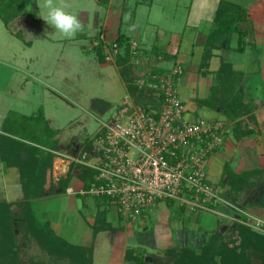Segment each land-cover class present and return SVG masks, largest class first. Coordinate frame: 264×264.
<instances>
[{"label": "crops", "instance_id": "1", "mask_svg": "<svg viewBox=\"0 0 264 264\" xmlns=\"http://www.w3.org/2000/svg\"><path fill=\"white\" fill-rule=\"evenodd\" d=\"M175 1L177 2L159 1L160 11L154 10L157 0H152L150 4L135 0H115L116 4H112L113 0H91L88 10L79 4L74 7L73 0H67V3L71 5V9L75 8L73 13L78 14L83 24V36H87L91 27L93 35L98 34L106 47L116 39L119 32L132 40V49L136 50L133 51L135 58L129 60L132 74L146 68L163 73L175 64L182 65L184 74L177 86L184 103L185 117L191 120L198 117L222 119L229 127V132L224 135L223 145L208 157L205 165L206 176L217 187L221 201L214 206L213 211L195 212L178 204L174 212V201H158L140 215L125 219L111 201L100 197H93V201H89L87 198L90 196L85 198L88 195L80 193L84 181L79 176V165L88 166L91 153L87 151L85 142L77 138L58 137L53 147L47 148L54 153V157L51 167L46 171L45 194L33 200V207L35 205L41 208L43 204L44 213L39 219L47 221L56 235L76 245L91 246L92 264H136L126 260V250L146 247L141 242L138 244L141 247L128 243L129 237L136 231L137 234H143L149 247L167 253L181 245L202 244L214 230L223 232L225 226L232 221L242 220V216L247 218L253 214L252 211L257 212L249 208L258 209L264 214V205L260 204L262 197L264 198V0H228L247 12V21L242 24L246 35L241 49H238L236 32L227 34V39L224 40V35L216 31L214 16L220 0ZM180 2L187 8L186 16L178 12ZM30 4L35 7L33 16L35 15L36 21L41 20V15H38L41 9L35 0ZM143 5L147 6L148 12L145 20L138 22V8ZM172 7L174 11L171 13ZM154 12L160 15L159 19L156 18L157 15L153 16ZM24 14L27 15L25 10L13 20L24 22ZM123 14L129 15L128 21L124 20ZM208 40H211V44H207ZM111 62L115 63V60ZM115 65L119 69L116 63ZM224 65L241 75L235 84L226 83L218 74L222 68L226 69ZM123 80L124 78L122 85L126 95L131 92L127 90ZM238 86L251 92L253 108L251 113L233 119L227 116L221 105L231 100V88ZM25 87L24 84L21 86L22 89ZM143 95L135 97L140 100ZM22 104L21 109L29 108L24 106L26 101ZM39 108L43 106L38 101L26 113L19 111L20 109L14 111L29 116L36 114L34 109L38 111ZM12 110L10 108L0 116V124L5 114ZM44 117L46 126H52L53 117ZM237 122L241 123L242 131L249 132L242 135L241 129L234 128ZM243 169H260V172L256 171L249 177L253 186L244 189L236 197L225 196L227 173L230 170L239 173ZM68 172L71 175L66 187L62 189L59 179L64 178ZM19 177L17 167L5 166L0 160V200L22 199ZM10 181H14L11 187ZM81 197L85 198L82 206L76 199ZM51 202L54 204L53 208L49 206ZM210 217L214 224L210 225ZM98 221L104 227L94 232L93 228ZM146 256L148 263L167 262L164 259H157L155 262L153 258L156 257L154 254L152 257L151 253L146 252Z\"/></svg>", "mask_w": 264, "mask_h": 264}, {"label": "built area", "instance_id": "2", "mask_svg": "<svg viewBox=\"0 0 264 264\" xmlns=\"http://www.w3.org/2000/svg\"><path fill=\"white\" fill-rule=\"evenodd\" d=\"M116 51L111 43L105 59L113 60ZM134 72L133 84L145 90L144 102L127 93L115 113L101 122L93 141L94 160L88 164L95 172L80 193L111 201L125 219L169 200L190 212L213 211L221 197L205 165L223 145L229 127L222 119L185 117L177 86L184 74L181 64L163 73L151 68Z\"/></svg>", "mask_w": 264, "mask_h": 264}, {"label": "rangeland", "instance_id": "3", "mask_svg": "<svg viewBox=\"0 0 264 264\" xmlns=\"http://www.w3.org/2000/svg\"><path fill=\"white\" fill-rule=\"evenodd\" d=\"M157 1L154 10L160 11L159 1L161 0ZM171 1L177 2L168 0V2ZM35 2L39 7L42 0H35ZM73 3L74 7L79 4L88 10L91 0H73ZM112 4H116L115 0ZM180 5L178 12L182 16H186V6L181 2ZM34 8L33 4L27 6L25 9L27 15L22 16L24 22L12 19L8 24H5L0 17V116L10 108L13 109L12 111L20 109L19 111L26 113L28 110H32L34 104L36 105L39 101L43 108H39L38 111L34 109L36 111L35 118H22L17 113L24 124V128L18 127L21 134L30 139L37 137L48 145H54L58 137L61 139L74 137L88 144L91 143L92 149L89 153H92L93 141L101 122L115 113L125 95L122 85L123 76L115 63L111 62L112 60H106L107 62L99 60L96 50L91 49V44L96 43L94 38L101 40L98 34L93 35L94 31L91 27L86 37L79 32L72 38H65L42 19L45 10L40 7L41 11L38 15H41V20L37 19L36 21L35 15L33 16ZM74 9L70 10L74 12ZM173 11L172 7L171 13ZM146 12H148L146 5L138 8V22L145 20ZM157 14L154 12L153 16ZM123 17L128 21L129 15L123 14ZM156 18L159 19L160 15H157ZM91 19L90 15L89 20ZM110 26L111 24L108 27L110 28ZM107 39L109 38L107 37ZM109 48L110 45L104 46V52L106 53ZM23 84L26 85L25 89L21 88ZM133 97L137 99V97ZM25 101L24 106H29V108L21 109L20 105ZM44 115L53 117L52 126L47 128L46 122L43 120ZM54 138L56 139L53 140ZM89 156L90 162H92L94 157ZM13 183L14 181L9 182L10 187ZM87 197L89 195L85 198ZM85 198H76L80 206ZM87 199L93 201L92 196ZM260 204L264 205L263 197ZM53 205V202L49 204L52 208ZM173 205L175 209L172 208V210L175 212L177 202L174 201ZM13 208L16 209V206ZM32 208L35 215L41 218L40 215L44 213L43 204L39 208L35 205L33 207L32 203ZM249 210H257V212L252 211L253 214L248 216L245 221L239 219L232 221L227 227L225 226L222 230L224 236L227 237L231 234L235 222L248 224L253 229L264 233V223L262 225L249 224H255L252 220L256 219L264 222V214L260 213L258 209L249 208ZM209 222L210 225L214 224L212 217L209 218ZM18 239L19 241L23 240L22 234H19ZM140 242L146 247L139 246ZM128 243L142 248L136 247V251H143L145 254L146 252L151 253L152 257L154 254L155 262L157 259L167 261L163 264L171 261L169 252L149 247L143 239V234H137V231L129 237ZM250 255V264L260 263L257 252L253 251ZM20 256L23 261L30 257L48 261L47 254L32 240L21 246ZM148 264L154 263L149 262Z\"/></svg>", "mask_w": 264, "mask_h": 264}, {"label": "trees", "instance_id": "4", "mask_svg": "<svg viewBox=\"0 0 264 264\" xmlns=\"http://www.w3.org/2000/svg\"><path fill=\"white\" fill-rule=\"evenodd\" d=\"M31 2L32 0H0L1 19L8 24ZM135 2L150 4L152 0H135ZM246 21L247 12L244 8L228 0L219 1L214 16L216 31L224 35V40L227 39V34L236 32L238 49H241L244 43L246 29L242 28V24ZM95 40L96 43H93L92 49L96 50L99 60L105 61L104 43L97 38ZM112 43L117 45L114 60L119 66L127 90L133 96L145 94V90L138 89L133 84L134 76L129 60L135 58L136 55L132 49V40L119 32ZM207 44H211V40H208ZM223 67L228 69L225 65ZM226 69L222 68L218 74L226 83L235 84L241 75ZM231 90H233L231 100L221 105L227 116L238 119L244 114L251 113L253 108L251 92L242 86L233 87ZM21 116L22 118H35L34 115ZM252 117L250 118L253 119ZM21 119L15 111H8L0 124V160L5 166L18 168L23 194L20 200H0V264H92L91 246H81L66 241L53 232L47 221H41L34 213L33 200L45 194L46 171L51 167L54 157V153L47 148L50 149L53 145H48L37 137L30 139L21 134L18 130L19 126L21 129L24 128ZM234 128L240 130L241 123L237 122ZM247 132L249 130L242 131L241 129L240 133L245 135ZM85 144L89 152L92 149L91 143L85 142ZM79 166L81 168L79 176L84 181L83 187L87 188L95 171L87 165ZM258 170L260 169H255V171L243 169L239 173L230 170L225 179L227 184L225 196L236 197L244 189L251 187L253 182L249 181V177L256 171L260 172ZM70 175L71 173L68 172L64 178L59 179L62 189L66 187ZM13 206H16V209ZM242 218L246 220V217L242 216ZM103 227L99 221L96 222L94 232ZM231 230V234L227 237L224 236V232L214 230L198 246L181 245L170 249L171 261L167 264H250V253L253 251L258 253L259 264H264V233L242 222H235ZM19 234L23 236L22 241L18 239ZM29 240L35 241L47 254V262L32 257L26 261L21 259V246ZM146 257L143 251H136L135 248L126 250L127 261L148 264L149 259Z\"/></svg>", "mask_w": 264, "mask_h": 264}, {"label": "clouds", "instance_id": "5", "mask_svg": "<svg viewBox=\"0 0 264 264\" xmlns=\"http://www.w3.org/2000/svg\"><path fill=\"white\" fill-rule=\"evenodd\" d=\"M39 7L43 10L42 19L65 38H72L83 31L78 14L73 13L67 0H42Z\"/></svg>", "mask_w": 264, "mask_h": 264}]
</instances>
